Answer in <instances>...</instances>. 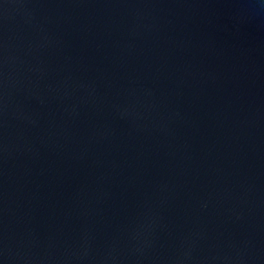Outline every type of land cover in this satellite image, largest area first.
Returning a JSON list of instances; mask_svg holds the SVG:
<instances>
[{"label":"water","instance_id":"obj_1","mask_svg":"<svg viewBox=\"0 0 264 264\" xmlns=\"http://www.w3.org/2000/svg\"><path fill=\"white\" fill-rule=\"evenodd\" d=\"M0 264H264V0H0Z\"/></svg>","mask_w":264,"mask_h":264}]
</instances>
